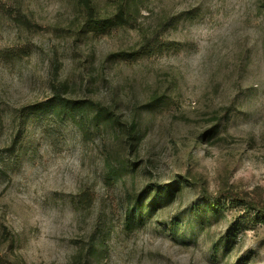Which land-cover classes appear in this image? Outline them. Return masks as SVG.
<instances>
[{"label": "rangeland", "instance_id": "374dc122", "mask_svg": "<svg viewBox=\"0 0 264 264\" xmlns=\"http://www.w3.org/2000/svg\"><path fill=\"white\" fill-rule=\"evenodd\" d=\"M94 1L0 0V264H264V0Z\"/></svg>", "mask_w": 264, "mask_h": 264}, {"label": "trees", "instance_id": "16d2710c", "mask_svg": "<svg viewBox=\"0 0 264 264\" xmlns=\"http://www.w3.org/2000/svg\"><path fill=\"white\" fill-rule=\"evenodd\" d=\"M78 1L83 11L86 13V23L90 26H96L101 28L102 25H105L106 27H109V26L117 25L118 23H123L126 20L125 13L122 7H120L119 13H117L115 16H111L102 20L98 16V12L94 0H78ZM53 106L59 107L63 113L76 119L77 114L83 112L87 107V104L86 102L81 100L67 98L63 94H61L58 90L54 98L44 102L36 103L30 106V110L32 111L33 114H40L44 112L46 109L51 108ZM98 112L102 115H106L110 113V111L107 108H104L103 106H98ZM81 126L86 128V123L84 124V122H82ZM137 135H139L137 129L133 128L130 130V139L135 140ZM131 214L132 211H127V215L129 217L131 216ZM99 250L101 253L103 249H100V245L96 244L94 248V252L97 251L99 252ZM0 263H1V256H0Z\"/></svg>", "mask_w": 264, "mask_h": 264}]
</instances>
